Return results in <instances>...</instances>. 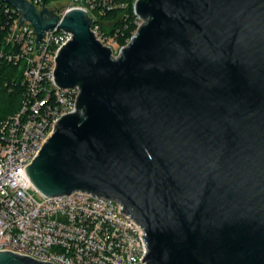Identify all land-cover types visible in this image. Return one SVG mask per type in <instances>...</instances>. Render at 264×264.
<instances>
[{"label":"water","instance_id":"1","mask_svg":"<svg viewBox=\"0 0 264 264\" xmlns=\"http://www.w3.org/2000/svg\"><path fill=\"white\" fill-rule=\"evenodd\" d=\"M71 31L57 82L80 85L28 168L45 195L119 200L144 228L148 264H264V0H139L118 55L91 19L6 0ZM0 264H55L10 250Z\"/></svg>","mask_w":264,"mask_h":264},{"label":"built area","instance_id":"2","mask_svg":"<svg viewBox=\"0 0 264 264\" xmlns=\"http://www.w3.org/2000/svg\"><path fill=\"white\" fill-rule=\"evenodd\" d=\"M27 1L38 11L46 6L60 20L72 10L86 12L95 38L113 53L121 33L114 25L129 19V7L137 25L132 37L143 23L139 0ZM115 9L123 11L121 17L103 18ZM73 36L57 26L38 40L33 23L0 0V65L18 66L24 89L19 109L0 125V251L55 264H148L146 232L119 200L86 190L48 196L29 175L60 119L78 111L80 85L63 87L56 76L57 59Z\"/></svg>","mask_w":264,"mask_h":264},{"label":"trees","instance_id":"3","mask_svg":"<svg viewBox=\"0 0 264 264\" xmlns=\"http://www.w3.org/2000/svg\"><path fill=\"white\" fill-rule=\"evenodd\" d=\"M128 11L131 13L129 19L120 18L114 25V28L118 27L121 29V33L118 36V42L121 44L128 41L135 27L131 7H129ZM122 12L120 9L108 11L103 18L110 21L121 17ZM106 29L110 30L109 27H105ZM23 90L21 69L13 63L3 62L0 65V125L5 118L19 109L23 98Z\"/></svg>","mask_w":264,"mask_h":264},{"label":"rangeland","instance_id":"4","mask_svg":"<svg viewBox=\"0 0 264 264\" xmlns=\"http://www.w3.org/2000/svg\"><path fill=\"white\" fill-rule=\"evenodd\" d=\"M109 24L110 23H107V24H105V27H109ZM136 29H137V25L135 24V27H134V29H133V31H132V33H131V36L129 37V39H128V41H126V43H124V44H117V43H115L114 44V54L115 55H118L119 54V52H120V50L122 49V47L124 46V45H126L128 42H129V40L131 39V37H132V35H133V33L136 31ZM34 193H35V195L37 196V197H39V193L37 192V191H34Z\"/></svg>","mask_w":264,"mask_h":264}]
</instances>
